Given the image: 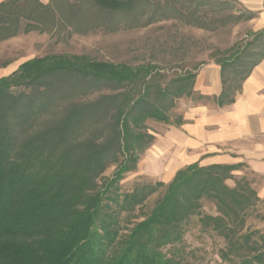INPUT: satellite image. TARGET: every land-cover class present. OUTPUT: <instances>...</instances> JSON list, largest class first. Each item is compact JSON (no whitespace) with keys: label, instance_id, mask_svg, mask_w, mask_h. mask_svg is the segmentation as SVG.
I'll return each mask as SVG.
<instances>
[{"label":"trees","instance_id":"obj_1","mask_svg":"<svg viewBox=\"0 0 264 264\" xmlns=\"http://www.w3.org/2000/svg\"><path fill=\"white\" fill-rule=\"evenodd\" d=\"M18 1L0 4V30L17 25L12 14ZM92 1L109 12H131L140 0ZM35 4L48 12L49 6ZM7 9L11 16L2 20ZM30 14L27 19L34 21ZM137 75L126 66L54 55L31 59L0 78V264H191L181 245L192 217L224 240L223 263L264 264V234L243 232L247 212L261 202L247 179L233 188L226 184L232 166L188 165L168 184L143 183L111 195L151 139L141 125L167 120L162 109L148 106L146 92L136 99L124 93L116 108L112 96L66 109L57 104L84 82L130 83ZM180 89V95L189 94ZM113 165V175L100 185ZM154 194L159 197L144 212ZM204 200L213 204L215 215L202 212Z\"/></svg>","mask_w":264,"mask_h":264},{"label":"rangeland","instance_id":"obj_2","mask_svg":"<svg viewBox=\"0 0 264 264\" xmlns=\"http://www.w3.org/2000/svg\"><path fill=\"white\" fill-rule=\"evenodd\" d=\"M201 2L204 5L198 7ZM42 5L49 6L47 13L36 6L35 0H19L14 4L12 15L18 17V23L13 27H18L19 32L11 36L12 27L0 30V78L11 75L31 59L54 55L82 56L90 62L126 66L138 71L137 79L121 84L84 82L57 107L66 109L112 96L117 97L113 106L116 108L124 93L130 92L136 99L146 92L148 106L161 108L167 118L165 122L147 119L141 125L140 131L151 139L144 150L137 151L136 168L124 174L119 191L111 194L113 197L130 193L143 183L172 181L175 174L157 175L159 162L153 163V157L157 149L169 144L181 122L182 101L186 96L176 89L184 86L190 92L192 81L183 84L182 79L208 64L227 60L234 63L233 72H244L256 59L259 48L264 47V35L251 30L250 21L256 16L250 18L253 12L237 0H140L134 2L131 12H109L92 0H50ZM9 12L11 9L2 12V20L7 14L11 16ZM29 14L34 21L27 19ZM24 29L29 32L23 33ZM240 61L242 65L238 64ZM141 76L143 80L139 79ZM160 90L169 94L160 96ZM58 110L51 113L55 115ZM115 168L113 165L102 174L100 185L111 178ZM240 179L232 177L226 183L233 188ZM158 197L159 194L150 196L143 211H149ZM202 212L216 214L207 200L202 201ZM246 215L243 232L248 228L264 234V211L260 205ZM197 220L198 217H192L184 228L181 247L186 259L191 264H229L220 259L224 240L211 230L202 229Z\"/></svg>","mask_w":264,"mask_h":264},{"label":"crops","instance_id":"obj_3","mask_svg":"<svg viewBox=\"0 0 264 264\" xmlns=\"http://www.w3.org/2000/svg\"><path fill=\"white\" fill-rule=\"evenodd\" d=\"M237 1L256 16L251 30L264 35V0ZM259 51L244 72H233V62L211 63L193 75L176 133L155 151L157 175L193 164L232 166V176L249 181L264 211V47Z\"/></svg>","mask_w":264,"mask_h":264}]
</instances>
